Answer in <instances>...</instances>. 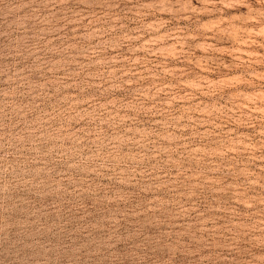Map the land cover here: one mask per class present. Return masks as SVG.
<instances>
[{"label":"rangeland","instance_id":"374dc122","mask_svg":"<svg viewBox=\"0 0 264 264\" xmlns=\"http://www.w3.org/2000/svg\"><path fill=\"white\" fill-rule=\"evenodd\" d=\"M0 264H264V0H0Z\"/></svg>","mask_w":264,"mask_h":264}]
</instances>
